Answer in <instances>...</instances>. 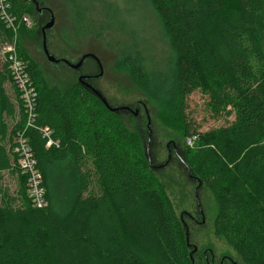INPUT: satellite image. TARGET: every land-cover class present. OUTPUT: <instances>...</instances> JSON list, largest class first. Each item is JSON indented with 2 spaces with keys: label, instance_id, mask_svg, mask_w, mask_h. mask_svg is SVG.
<instances>
[{
  "label": "trees",
  "instance_id": "16d2710c",
  "mask_svg": "<svg viewBox=\"0 0 264 264\" xmlns=\"http://www.w3.org/2000/svg\"><path fill=\"white\" fill-rule=\"evenodd\" d=\"M64 3L72 36L100 42L147 98L180 120L182 161L217 202L215 235L244 264H264V0H235L231 16L227 0ZM44 17L31 0H0V264H197L183 218L148 162L147 128L132 134L128 113L111 112L79 82L49 87L31 60L22 38L36 30L38 41ZM9 46L26 68L30 107ZM196 92L206 101L190 116ZM20 139L36 160L45 208L29 199ZM6 173L20 180L15 195Z\"/></svg>",
  "mask_w": 264,
  "mask_h": 264
},
{
  "label": "rangeland",
  "instance_id": "374dc122",
  "mask_svg": "<svg viewBox=\"0 0 264 264\" xmlns=\"http://www.w3.org/2000/svg\"><path fill=\"white\" fill-rule=\"evenodd\" d=\"M40 1L44 2L45 8L53 11L56 19L55 27L48 37V48L53 56L59 58V60L65 59L72 63H76L85 54H94L100 58L104 67L103 78L100 81L94 82V86L102 92L111 105L120 107L144 103L147 106L152 120V130L156 137L155 147L152 151L158 163H162L167 159L168 151L166 146L169 143H182L185 145L186 139L184 138L182 124L171 108L160 107L147 98L143 91L134 83L127 71L124 68L116 66L114 54L100 42L92 38H86L85 40L83 38L77 39L72 36L70 19L64 0ZM234 1L235 0H227L226 12L229 15L231 12H234V14L237 13L235 12ZM45 15L49 16V14ZM139 17L143 19L142 16ZM36 40L37 35L35 30V34L32 38L23 36L22 45L28 52L31 60L40 68L49 87L66 89L78 82V73L86 75L90 67L96 70V64L91 60H88L86 64L84 63L83 66H85V68L76 72L66 67V65L52 66L54 64L48 62L43 52L44 38L40 36L39 40ZM1 55L2 54H0V57ZM189 101L191 104L190 116H192V105H197L198 108L196 109L201 110V107L205 104L206 98L200 92H196L190 97ZM143 108L144 106L140 112V117H138L139 122L133 119L130 120L129 114L124 120L132 134L140 135V130L142 132L146 131L147 122ZM200 119L202 118L200 117L199 120ZM210 125L213 126L211 122L207 125L204 124V129L208 128ZM138 128L141 129L139 130ZM184 173L185 170H180L177 165L171 163L158 173L160 184L163 186L179 220L186 212L192 214L197 212L194 194L197 184H193V182L192 184L189 183L185 176L186 173ZM4 177L5 187L9 189L12 195L17 194L20 185L19 178L15 174L8 173H6ZM200 199L205 216V223L195 226L194 229L192 228L189 234L191 244L197 246L199 252L211 250L216 256L218 264L223 257L230 258L233 264H244L226 240L215 235L214 221L218 206L214 195L209 189L203 186ZM196 262L197 264H204L199 263L197 259Z\"/></svg>",
  "mask_w": 264,
  "mask_h": 264
},
{
  "label": "water",
  "instance_id": "95a60500",
  "mask_svg": "<svg viewBox=\"0 0 264 264\" xmlns=\"http://www.w3.org/2000/svg\"><path fill=\"white\" fill-rule=\"evenodd\" d=\"M33 2V4L35 5L37 12L39 13H44L45 14H49V21L48 23L45 24V26L42 27L41 31L48 37V35H50V33L53 31L55 24H56V19L54 16V13L51 9L48 8H42L40 9V4L37 3L36 0H31ZM43 50L44 53L48 59V62L50 64H55V65H66L68 68L72 69L73 71H78L80 69L83 68L84 63H86V61L91 60L96 64V68H97V72L94 75L91 76H85L82 75L79 77L78 82L87 90H89L93 95H95L105 106L108 110H110L113 113H128V114H132L131 111L133 106H120V107H114L111 106V104L108 102V100L106 99V97L102 94V92L96 87L94 86V82L100 81L103 76H104V67L102 62L100 61V59L95 56L94 54H85L84 56L81 57V59L79 61H77L76 63H72L69 60H58L56 59L55 56H53L47 46V42L44 40L43 43ZM139 106V105H136ZM144 110H145V114H146V118H147V131H148V143L146 145V156L148 158V162L150 164V166L152 167V169L156 172L159 173L162 169L165 168V166L168 165V163L165 164H159L158 166L154 167V163H155V158H151L150 157V152L151 154L154 156V152L152 151L155 147V141H154V131L152 130V120L150 117V112L147 108V106L144 104ZM134 112V116L137 115L136 112H138V110L133 111ZM183 166L185 167V171L187 173V176L192 179L193 184H197V188L195 189V198H196V205H197V212L199 214V216L202 219V224L205 223V216H204V212L202 209V204H201V199H200V194L203 188V183L202 181H200L199 179H197L193 174L192 171L190 170L189 166L186 165V163L184 161H182ZM186 239H187V244L188 246H190L189 242V232H186ZM192 254L191 257L193 258L194 256V252L196 251V248L193 247L192 245Z\"/></svg>",
  "mask_w": 264,
  "mask_h": 264
},
{
  "label": "built area",
  "instance_id": "2783aa9c",
  "mask_svg": "<svg viewBox=\"0 0 264 264\" xmlns=\"http://www.w3.org/2000/svg\"><path fill=\"white\" fill-rule=\"evenodd\" d=\"M10 21V19H8ZM27 26H30L28 23ZM7 53H9V60L11 62L10 66L12 69V74L14 80L19 86V91L21 92L22 99L26 102L27 106L30 107L34 100V93L30 90L29 77L26 72V68L22 62L12 53L14 48L12 46L7 47ZM48 137V134H46ZM49 138V137H48ZM188 145L192 144L191 140H188ZM20 147L21 157L19 160V168L21 173L26 178L28 196L31 204L34 208L42 209L47 206V200L45 196V189L42 185V179L40 173L37 169L36 160L32 156V153L28 149L25 142L20 139L18 141ZM53 141L49 140L48 146H52Z\"/></svg>",
  "mask_w": 264,
  "mask_h": 264
},
{
  "label": "flooded vegetation",
  "instance_id": "af4514ba",
  "mask_svg": "<svg viewBox=\"0 0 264 264\" xmlns=\"http://www.w3.org/2000/svg\"><path fill=\"white\" fill-rule=\"evenodd\" d=\"M44 16H45L44 18L47 19L48 16H46V15H44ZM40 36H42L44 38V40L47 42V46H48L49 35L47 37L43 32H40ZM43 52H44V50H43ZM57 59H59V58H57ZM53 66H56V65L54 64ZM83 68H85V66H83ZM94 72L95 71L92 70L90 67V70L88 71V73L85 76L94 75ZM82 75H84V74L78 73V79ZM143 104L144 103L136 104L139 106L134 105L132 107L133 111L136 112V110H138V112H136L137 113V115L135 116L136 118L140 117V112L142 110ZM133 111H131V113L134 115ZM166 149L168 151V156H167V159L164 162H162L161 164H165V163L170 164L171 163V164L177 165V167L180 170H184V167L182 164L183 144L182 143L176 144V143L171 142L166 146ZM185 176L187 177L186 174H185ZM187 181L192 184V180L190 178H187ZM182 218H183V224L186 227L189 234L192 231V228L194 229L195 226L202 225V219L199 216L198 212H195L194 214L186 212ZM191 247H192V245H191ZM193 247L196 248V251L194 252V256H195V259H197L199 261V263L218 264V260L211 250H205L203 252H199V250L197 249V246L193 245ZM228 263L229 264L232 263L231 259L228 257H223L219 264H228Z\"/></svg>",
  "mask_w": 264,
  "mask_h": 264
}]
</instances>
